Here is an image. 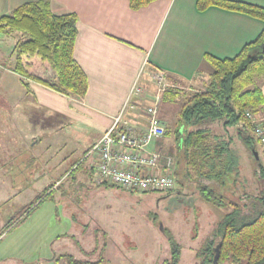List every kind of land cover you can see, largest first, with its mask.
I'll return each mask as SVG.
<instances>
[{"label": "rangeland", "instance_id": "374dc122", "mask_svg": "<svg viewBox=\"0 0 264 264\" xmlns=\"http://www.w3.org/2000/svg\"><path fill=\"white\" fill-rule=\"evenodd\" d=\"M21 37L17 32L0 34V61H12L9 49ZM206 81L190 90L177 87L178 97L161 100L160 117L170 133L157 145L163 150L161 162L169 156L174 171L183 166L175 121L189 96L202 91ZM7 83L14 85L15 80ZM6 111L0 108V264H71L67 256L83 264H162L170 249L159 228L180 245L178 264L201 263L197 254L220 217L199 201L197 185L184 184L183 172L166 193L100 188L92 184V158H86L88 135L77 134L73 124L46 111H36L22 123ZM228 133L230 147L236 149L232 170L225 176L228 184L238 181L243 192L252 189L254 195L264 196V177L256 173L263 159L260 146L256 161L238 140L235 127Z\"/></svg>", "mask_w": 264, "mask_h": 264}, {"label": "crops", "instance_id": "0c3cea01", "mask_svg": "<svg viewBox=\"0 0 264 264\" xmlns=\"http://www.w3.org/2000/svg\"><path fill=\"white\" fill-rule=\"evenodd\" d=\"M36 1L41 0H0V17ZM44 1L49 2L56 16H76L73 57L86 76V94L81 100H74L33 82L25 88L20 77L11 71L12 56L9 63L0 61V108L9 109L6 114L15 115L19 123L36 111H46L60 122L73 124L77 134L90 138L85 145L87 150L109 129L128 100L140 105L151 102L157 93L151 79L156 70L163 75L165 90L199 88V83L213 72L206 56L234 58L264 29L262 20L244 13L217 6L199 11L196 0H156L139 9H132L128 0ZM230 1L264 8V0ZM10 79L15 80L14 85L7 83ZM134 88L145 90V94H140L143 98L136 97ZM262 93L264 96V83ZM160 104L161 98L159 108ZM182 167L178 165V179ZM229 179L224 177L212 185L226 200L237 202L245 194L258 196L252 189L250 193L243 192L238 181L228 184ZM186 183L189 188L196 185ZM199 201L205 202L202 198ZM213 209L218 218L223 216L219 211H227ZM213 232L212 227L207 240Z\"/></svg>", "mask_w": 264, "mask_h": 264}, {"label": "trees", "instance_id": "16d2710c", "mask_svg": "<svg viewBox=\"0 0 264 264\" xmlns=\"http://www.w3.org/2000/svg\"><path fill=\"white\" fill-rule=\"evenodd\" d=\"M128 1L132 9H139L156 0ZM196 6L199 11L217 6L264 22V8L242 2L196 0ZM76 22L74 14L54 15L49 2L44 0L23 4L0 17V34L22 35L13 49L11 71L20 77L25 88L28 82H33L70 99L81 100L85 96L87 79L73 57ZM205 58L213 72L203 90L189 96L174 124L175 143L183 161L180 174L183 172L188 183L197 185V193L207 204L227 209L197 257L200 264H264V196L245 194L232 202L212 188L232 170L234 149L230 147V128L235 127L238 140H242L254 159L255 153L258 154L260 145L246 114L264 126V29L234 58ZM179 93L177 89L165 90L161 100L173 101ZM169 133L166 130L165 137ZM256 173L264 177L263 159L258 161ZM173 174L178 182L179 173L173 170ZM9 224L6 229L13 225ZM159 229L170 249L169 259L162 264H178L180 245L169 231ZM67 257L71 264H83Z\"/></svg>", "mask_w": 264, "mask_h": 264}, {"label": "built area", "instance_id": "2783aa9c", "mask_svg": "<svg viewBox=\"0 0 264 264\" xmlns=\"http://www.w3.org/2000/svg\"><path fill=\"white\" fill-rule=\"evenodd\" d=\"M151 79L157 90L151 102L140 105L128 100L109 129L88 149L86 158H92L93 185H110L132 194L166 193L174 189L172 159L167 156L161 162L163 150L157 145L166 134L158 109L165 90L163 75L156 70ZM132 92L139 98L145 94V90L138 88ZM246 116L264 161V126L251 115Z\"/></svg>", "mask_w": 264, "mask_h": 264}, {"label": "water", "instance_id": "95a60500", "mask_svg": "<svg viewBox=\"0 0 264 264\" xmlns=\"http://www.w3.org/2000/svg\"><path fill=\"white\" fill-rule=\"evenodd\" d=\"M255 160H258V155L255 153Z\"/></svg>", "mask_w": 264, "mask_h": 264}]
</instances>
